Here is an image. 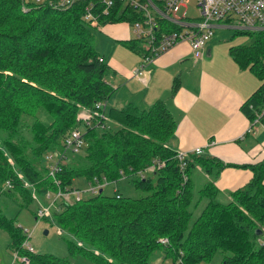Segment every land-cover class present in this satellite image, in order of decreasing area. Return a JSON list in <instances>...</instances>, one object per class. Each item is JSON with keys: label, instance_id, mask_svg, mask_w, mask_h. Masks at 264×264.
I'll return each mask as SVG.
<instances>
[{"label": "trees", "instance_id": "16d2710c", "mask_svg": "<svg viewBox=\"0 0 264 264\" xmlns=\"http://www.w3.org/2000/svg\"><path fill=\"white\" fill-rule=\"evenodd\" d=\"M57 1L0 0V198L4 209H17L11 216L0 207L9 251L27 256L29 264H70L69 257L25 249L17 213L34 196L71 188L78 176L99 183L117 181L123 173L148 193L108 195L101 187L78 201L54 199L53 220L73 236L67 238L70 257L81 255L96 264H156L151 256L159 251L173 264H200L221 251L220 264H264V246L258 242L264 234V158L237 166L248 168L252 177L224 203L217 200L212 181L195 190L192 170L203 168L215 177L229 164L190 154L184 179L176 151L168 145L176 121L163 100L147 108L131 102L107 106V118L117 126L96 118L91 125L82 123L78 113L108 100L114 88L106 80L108 65L99 61L93 45L92 26L83 19L91 0L55 6ZM116 12L101 16L100 24L133 17ZM253 37L251 44L229 51L241 69H251L261 81L241 109L264 124V33ZM121 43L140 53L136 39ZM177 88L175 79L171 92ZM39 110L50 120L38 116ZM74 128L83 133L82 152L67 150L51 175L46 156L63 150ZM155 158L165 166L141 178L138 173ZM162 237L168 242L161 243Z\"/></svg>", "mask_w": 264, "mask_h": 264}, {"label": "crops", "instance_id": "0c3cea01", "mask_svg": "<svg viewBox=\"0 0 264 264\" xmlns=\"http://www.w3.org/2000/svg\"><path fill=\"white\" fill-rule=\"evenodd\" d=\"M118 25L104 26L106 31H112L107 32L115 38L114 42L124 48L115 45L111 50L107 65L113 69V74L106 80L114 92L107 106L122 107L131 102L147 108L156 100H163L176 121L169 147L175 151L202 147L204 154L229 164L212 181L218 193L222 189L231 193L244 186L252 172L237 166L254 164L264 158V143L249 136L257 133L255 125L259 121L248 131L252 120L241 109L259 86V77L251 69L239 67L230 54L231 46L224 50L221 44L210 41L197 60L188 58L190 47L187 43L176 45L145 68L142 81L132 74L141 63V55L121 43L132 38L126 37L125 26ZM98 53L106 61L105 54ZM175 79L178 88L172 93Z\"/></svg>", "mask_w": 264, "mask_h": 264}, {"label": "built area", "instance_id": "2783aa9c", "mask_svg": "<svg viewBox=\"0 0 264 264\" xmlns=\"http://www.w3.org/2000/svg\"><path fill=\"white\" fill-rule=\"evenodd\" d=\"M41 1V0H37ZM196 12L194 15L188 14L189 0H91L85 7L83 19L92 27L100 25L99 18L108 16L111 11L117 10L118 15L121 10L126 14L133 15L132 19L126 21L130 25V33L138 42L143 43L140 50L141 63L133 69L132 74L145 79V68L151 64L160 55L168 52L171 48L180 43H188L193 56L200 57L203 49L215 35L216 29L231 28L235 34L256 35L264 33V0H196ZM57 5L70 3L71 0H58ZM130 12V13H128ZM99 61H104L99 57ZM107 100H100L94 104V108H84L77 117L86 124L91 125L92 120L96 118L102 122L107 118ZM259 116L252 120L248 128L251 131L258 122ZM102 127L105 125H101ZM84 143L83 133L80 129L74 128L64 140V149L55 150L49 153L46 158L50 165V174L53 175L58 169V161L65 155L67 150L79 151ZM204 153L202 147H196L192 150H178L175 157L178 159L179 168L184 173L186 158L190 154L201 155ZM165 166V162L160 159H153L152 162L138 173L144 178L145 171L155 172ZM122 173V172H121ZM125 175L122 173V178ZM104 179V178H103ZM110 183L106 179L103 182H88L86 189L91 194H95L101 187ZM81 190L79 188L59 189L56 198H62L68 201L70 196L75 200H80ZM54 201V200H53ZM45 205L37 210L35 218H44L48 214L50 207ZM25 238L22 246L34 252L29 243L31 232L28 229H22ZM161 243H167L165 237L160 238ZM258 242L264 246V236H259ZM29 264L30 259L25 255H20L18 251L12 253L11 264Z\"/></svg>", "mask_w": 264, "mask_h": 264}, {"label": "rangeland", "instance_id": "374dc122", "mask_svg": "<svg viewBox=\"0 0 264 264\" xmlns=\"http://www.w3.org/2000/svg\"><path fill=\"white\" fill-rule=\"evenodd\" d=\"M196 0H189L188 3V14L194 15L196 12ZM106 24L109 25H118L121 24L126 27V37L127 38H134L129 33V23L127 22H113V23H104L100 24L97 27H92V32L94 34L93 38V45L100 53H104L106 56L105 63L108 64L110 57H111V50L113 47L119 46L117 42H114V37H112L108 32H112L109 29L107 31L104 29ZM119 26V25H118ZM122 28V27H121ZM120 28V29H121ZM124 29V28H123ZM235 35V36H233ZM254 40L253 35L247 34H235V30L231 28H224V29H216L215 35L210 41H215L222 46L221 49L228 48L229 46L235 45H247L251 44ZM209 41V42H210ZM141 46L143 43L138 42ZM188 44V43H187ZM121 49V46H119ZM126 51V50H125ZM116 54L117 52H114ZM112 53V54H113ZM129 53V52H128ZM188 58H192L194 60L193 52L189 50ZM219 55H217L218 58ZM199 59L198 57L195 60ZM264 62V60H263ZM113 74V69L108 67V70L105 76H111ZM38 116H40L44 121H49L50 117L42 110L38 111ZM106 122L109 125H115L110 119L106 118ZM255 127L257 128V133H251L249 136L262 141L264 143V124L259 121ZM84 143L82 145V148ZM81 149L77 153H81ZM145 176L149 177L153 175L149 171H145L143 173ZM192 175L194 178L195 190L201 188L206 182L214 181V175L205 171L203 168H194L192 170ZM86 179L83 176H78L74 178L72 187L79 188L81 192V197L86 198L91 196L92 194L88 192L86 189L88 188V184L86 183ZM104 193L108 195H115L117 193H121L124 196L130 197H140L141 195H145L148 192H144L142 190L136 189L134 187L133 182L131 181L130 177H124L117 180L115 183H109L103 187ZM56 193L49 192L44 195V197L34 196V199L29 203V205L19 212L16 215V222L17 225L20 226L22 229H28L31 232V237L29 238V243L32 245L34 251L36 252H43V253H51L59 257H69L71 262L70 264H96L93 261L87 259L84 256H77V257H70L69 250L67 245V238L73 239V236L69 234L67 231L61 229L53 220V206L50 207V210L44 218H39L37 220L35 218V212L45 205H49L53 202ZM230 191L226 189H222L220 193L217 195V200L220 202L227 203L231 201ZM75 199L74 196H70L68 201L72 202ZM0 207L2 208L3 212H6L8 215H15L17 209L8 207L4 209L3 201L0 198ZM45 231L47 233H45ZM264 236V234H263ZM9 241L8 233L0 228V264H11L12 262V253L7 248V243ZM224 253L221 251H217L213 256L212 260L209 262H203L200 264H220ZM151 260L156 264H173L171 257L163 258V255L156 251L152 256ZM18 264V262H16Z\"/></svg>", "mask_w": 264, "mask_h": 264}, {"label": "water", "instance_id": "95a60500", "mask_svg": "<svg viewBox=\"0 0 264 264\" xmlns=\"http://www.w3.org/2000/svg\"><path fill=\"white\" fill-rule=\"evenodd\" d=\"M45 233H47L46 231H45ZM260 233V231L258 232V234Z\"/></svg>", "mask_w": 264, "mask_h": 264}]
</instances>
